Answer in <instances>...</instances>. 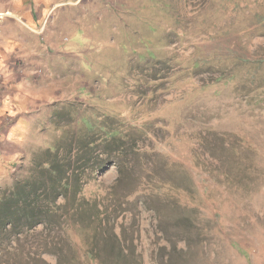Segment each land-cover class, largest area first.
Instances as JSON below:
<instances>
[{
    "label": "rangeland",
    "instance_id": "1",
    "mask_svg": "<svg viewBox=\"0 0 264 264\" xmlns=\"http://www.w3.org/2000/svg\"><path fill=\"white\" fill-rule=\"evenodd\" d=\"M26 10L51 42L37 76L54 103L33 121L36 150L106 117L136 148L91 258L77 227L71 239L42 226L1 246L0 264H264V0H0L25 31ZM34 149H15L0 189L26 176ZM119 161L87 197L101 201Z\"/></svg>",
    "mask_w": 264,
    "mask_h": 264
},
{
    "label": "trees",
    "instance_id": "2",
    "mask_svg": "<svg viewBox=\"0 0 264 264\" xmlns=\"http://www.w3.org/2000/svg\"><path fill=\"white\" fill-rule=\"evenodd\" d=\"M135 148L131 127L117 118L106 117L103 124L94 126L90 121L84 128L66 129L54 149L36 150L26 176L12 187L0 189V247L13 245L19 237L42 226H57L68 238L77 227L86 256H92L94 251L89 247L96 234L91 229L101 233L100 228L108 224L103 216L109 205L103 207L102 202L111 197L114 205L116 199L128 197V193L116 190L131 175L126 161ZM116 159L120 161L115 183L101 201L87 197L85 187ZM140 184L144 188L146 182ZM117 211L114 208L113 213Z\"/></svg>",
    "mask_w": 264,
    "mask_h": 264
},
{
    "label": "crops",
    "instance_id": "3",
    "mask_svg": "<svg viewBox=\"0 0 264 264\" xmlns=\"http://www.w3.org/2000/svg\"><path fill=\"white\" fill-rule=\"evenodd\" d=\"M25 13L27 31L14 18L0 19V188L9 185L18 168L15 149L30 143L37 149L30 137L33 121L43 106L52 113L54 103V84L36 73L49 67L51 42L37 37L40 19Z\"/></svg>",
    "mask_w": 264,
    "mask_h": 264
},
{
    "label": "built area",
    "instance_id": "4",
    "mask_svg": "<svg viewBox=\"0 0 264 264\" xmlns=\"http://www.w3.org/2000/svg\"><path fill=\"white\" fill-rule=\"evenodd\" d=\"M6 16H7L6 13L0 12V19L4 18V17H6ZM19 20H20L23 24H25V25L27 26L26 22H23V20H22L21 17L19 18ZM40 71H41V69H37V70H36V73H39Z\"/></svg>",
    "mask_w": 264,
    "mask_h": 264
}]
</instances>
